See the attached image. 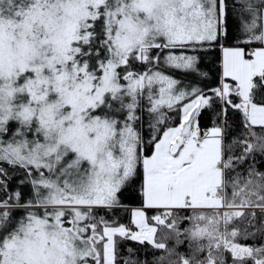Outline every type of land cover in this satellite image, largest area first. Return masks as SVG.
<instances>
[{
    "label": "snow or ice",
    "instance_id": "obj_1",
    "mask_svg": "<svg viewBox=\"0 0 264 264\" xmlns=\"http://www.w3.org/2000/svg\"><path fill=\"white\" fill-rule=\"evenodd\" d=\"M0 264H264V0H0Z\"/></svg>",
    "mask_w": 264,
    "mask_h": 264
},
{
    "label": "trees",
    "instance_id": "obj_2",
    "mask_svg": "<svg viewBox=\"0 0 264 264\" xmlns=\"http://www.w3.org/2000/svg\"><path fill=\"white\" fill-rule=\"evenodd\" d=\"M219 59H220V53L219 51H214L212 53H209L207 57L204 60V63L202 65L203 69L209 73V79L208 84L209 86H215L216 79L219 74ZM200 87H203L204 85H198ZM146 116V114H145ZM213 114L211 111H205L204 114L199 118L200 123L202 127H208L210 126L212 122ZM233 117L230 114V119ZM173 119H175L173 117ZM236 121L238 123V118H236ZM125 201H124V207L114 210L113 212L107 214L109 219H117L120 223L128 224L130 221L129 217V208L130 207H137L139 205L138 198H131L128 197V194H125ZM122 244V248H123ZM132 247L136 248L138 247L135 244H131Z\"/></svg>",
    "mask_w": 264,
    "mask_h": 264
},
{
    "label": "rangeland",
    "instance_id": "obj_3",
    "mask_svg": "<svg viewBox=\"0 0 264 264\" xmlns=\"http://www.w3.org/2000/svg\"><path fill=\"white\" fill-rule=\"evenodd\" d=\"M145 119H147V115L145 116ZM134 208H135V207H130V208H129V217H130V219H131V210L134 209ZM129 222H130V221H129Z\"/></svg>",
    "mask_w": 264,
    "mask_h": 264
}]
</instances>
